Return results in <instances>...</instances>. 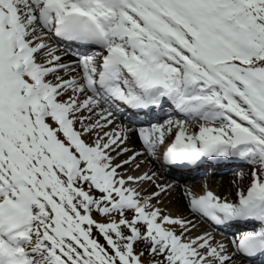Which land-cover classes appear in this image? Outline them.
Wrapping results in <instances>:
<instances>
[{
    "label": "snow or ice",
    "instance_id": "obj_1",
    "mask_svg": "<svg viewBox=\"0 0 264 264\" xmlns=\"http://www.w3.org/2000/svg\"><path fill=\"white\" fill-rule=\"evenodd\" d=\"M0 264H264V0H0Z\"/></svg>",
    "mask_w": 264,
    "mask_h": 264
},
{
    "label": "bare ground",
    "instance_id": "obj_2",
    "mask_svg": "<svg viewBox=\"0 0 264 264\" xmlns=\"http://www.w3.org/2000/svg\"><path fill=\"white\" fill-rule=\"evenodd\" d=\"M241 167H244V166L241 165ZM246 170H248V169H246ZM202 173H203V171H202ZM158 175H160L164 181L171 182V180H169L166 177V173L159 172ZM198 178H192L190 180H187L186 182L185 181L178 182V186H177V188H176V190L174 192L175 199L172 200L171 203H169L170 204L169 206L174 208V209H176L177 211L181 212L184 215H188V212H187L186 208L183 206L184 201H183L182 195H181L185 185L191 186L193 188V190L198 191V192L203 190L202 186L205 183V181H207V183L209 184L210 187H211V184H213V183L215 184V182L220 183L221 187H222V189H224V191H231L232 192L233 189H234V188H232L233 186H231L232 184H230L231 178H234L233 172L227 171L226 173H222V174H219V175H216V176H210V175L207 174L204 177L205 179L204 180H200V181L196 180ZM216 185H218V184H216ZM202 222H204V221H202ZM199 226H198V229L200 228Z\"/></svg>",
    "mask_w": 264,
    "mask_h": 264
},
{
    "label": "rangeland",
    "instance_id": "obj_3",
    "mask_svg": "<svg viewBox=\"0 0 264 264\" xmlns=\"http://www.w3.org/2000/svg\"><path fill=\"white\" fill-rule=\"evenodd\" d=\"M145 167H147V165H145ZM245 169V171H247L246 169V167L244 168ZM235 170H232V171H229V172H234ZM205 178L204 177H200V178H198V179H196L197 181L199 180H204ZM234 178H231V180H230V184H231V181L233 180ZM202 182V181H201ZM216 184H218V185H216ZM213 185V186H212ZM231 186H233V185H231ZM211 187L214 189V190H216V191H218L219 193H221V194H225V193H229V194H231V193H234V191H235V188H234V186L232 187V188H234L233 189V191L231 192V191H224V189H222V187H221V184L220 183H218V182H215V184L213 183V184H211ZM182 194V193H181ZM170 204L168 203V204H166V207H168V208H170V209H172L173 210V212H176L177 210L176 209H174V208H172V207H170L169 206ZM191 218V217H190ZM201 225L199 226L200 228L199 229H201V228H204V229H206V228H208V226L206 225V223H204V222H202L201 221V223H200ZM199 229H197L198 231H199Z\"/></svg>",
    "mask_w": 264,
    "mask_h": 264
}]
</instances>
